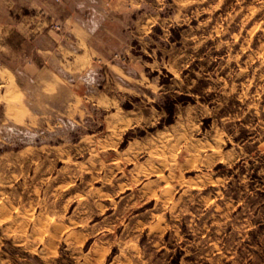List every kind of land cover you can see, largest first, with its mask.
Masks as SVG:
<instances>
[{
	"label": "rangeland",
	"instance_id": "obj_1",
	"mask_svg": "<svg viewBox=\"0 0 264 264\" xmlns=\"http://www.w3.org/2000/svg\"><path fill=\"white\" fill-rule=\"evenodd\" d=\"M125 6L104 26H136L176 100L157 119L65 63L42 113L0 86V264H264V0Z\"/></svg>",
	"mask_w": 264,
	"mask_h": 264
},
{
	"label": "crops",
	"instance_id": "obj_2",
	"mask_svg": "<svg viewBox=\"0 0 264 264\" xmlns=\"http://www.w3.org/2000/svg\"><path fill=\"white\" fill-rule=\"evenodd\" d=\"M126 1L0 0V86L13 85L31 99L25 110L30 114L43 112L42 93L54 94V106L57 100L61 106L63 63L73 66L74 82L109 68L107 58L100 60L101 48L109 46L105 37L120 38L104 25L121 23Z\"/></svg>",
	"mask_w": 264,
	"mask_h": 264
},
{
	"label": "clouds",
	"instance_id": "obj_3",
	"mask_svg": "<svg viewBox=\"0 0 264 264\" xmlns=\"http://www.w3.org/2000/svg\"><path fill=\"white\" fill-rule=\"evenodd\" d=\"M138 29L132 23H128L123 30V38L114 42L111 33L105 37V42L109 46L101 48V63L105 58L109 61L108 82L104 84V90L112 95H121L130 93L141 97L140 108H151L152 102H161V110L156 114V118L166 117L167 111L163 107L162 101L165 98L176 100L177 89L183 85V80L177 77V82L169 83L163 80L161 75L153 76V72L159 73L165 66L156 62V57L151 51H148L143 43L134 46L133 40L138 39L136 33ZM147 52L151 57L152 63L143 59ZM139 53V55H134ZM114 61V63H112ZM42 101L46 103H56L54 94L42 93ZM201 158L199 162L203 163Z\"/></svg>",
	"mask_w": 264,
	"mask_h": 264
},
{
	"label": "built area",
	"instance_id": "obj_4",
	"mask_svg": "<svg viewBox=\"0 0 264 264\" xmlns=\"http://www.w3.org/2000/svg\"><path fill=\"white\" fill-rule=\"evenodd\" d=\"M56 2H60V0H55Z\"/></svg>",
	"mask_w": 264,
	"mask_h": 264
},
{
	"label": "bare ground",
	"instance_id": "obj_5",
	"mask_svg": "<svg viewBox=\"0 0 264 264\" xmlns=\"http://www.w3.org/2000/svg\"><path fill=\"white\" fill-rule=\"evenodd\" d=\"M164 162V161H163ZM145 168V167H144ZM145 170V169H144ZM26 212V211H25Z\"/></svg>",
	"mask_w": 264,
	"mask_h": 264
}]
</instances>
